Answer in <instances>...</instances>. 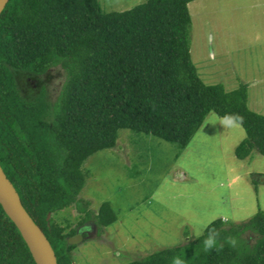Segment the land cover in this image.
Masks as SVG:
<instances>
[{"label": "trees", "instance_id": "trees-1", "mask_svg": "<svg viewBox=\"0 0 264 264\" xmlns=\"http://www.w3.org/2000/svg\"><path fill=\"white\" fill-rule=\"evenodd\" d=\"M193 1L102 12L98 0H9L0 13V166L58 264H73L80 226L101 234L118 220L109 203L93 212L79 195L85 161L114 148L119 130L185 148L214 113L243 128L237 159L264 157V115L249 109L248 85L205 84L191 60ZM55 69L64 81L53 99L43 78ZM72 206L83 214L76 227L54 220ZM0 264H35L1 206ZM125 264H264V212L216 219L197 238Z\"/></svg>", "mask_w": 264, "mask_h": 264}, {"label": "rangeland", "instance_id": "rangeland-1", "mask_svg": "<svg viewBox=\"0 0 264 264\" xmlns=\"http://www.w3.org/2000/svg\"><path fill=\"white\" fill-rule=\"evenodd\" d=\"M146 0H98L102 12H123ZM191 60L205 84L233 90L248 85V107L264 115V0H195L188 4ZM51 98L64 81L52 70L44 78ZM243 128L209 113L185 148L152 135L118 131L116 146L90 156L82 169L80 205L96 212L107 202L115 224L78 234L73 264H125L201 236L221 218L241 223L264 212V157L234 155ZM75 206L54 216L76 227ZM90 223V222H89ZM91 232L90 229L85 228ZM249 242L252 235L245 234Z\"/></svg>", "mask_w": 264, "mask_h": 264}, {"label": "water", "instance_id": "water-1", "mask_svg": "<svg viewBox=\"0 0 264 264\" xmlns=\"http://www.w3.org/2000/svg\"><path fill=\"white\" fill-rule=\"evenodd\" d=\"M9 0H0V13ZM0 206L22 236L35 264H58L47 237L24 209L20 197L0 166Z\"/></svg>", "mask_w": 264, "mask_h": 264}, {"label": "flooded vegetation", "instance_id": "flooded-vegetation-1", "mask_svg": "<svg viewBox=\"0 0 264 264\" xmlns=\"http://www.w3.org/2000/svg\"><path fill=\"white\" fill-rule=\"evenodd\" d=\"M87 227H88V229H90L91 232L86 231L85 228H87ZM93 229H95V226L93 225V223H91V222H90V223H89V222H86L85 224H83L82 226H80V227L78 228V234H79V233H80V234L85 233V234H87V235L84 236V237H87L88 235H90V234L92 233ZM78 234H77V236H78Z\"/></svg>", "mask_w": 264, "mask_h": 264}, {"label": "clouds", "instance_id": "clouds-1", "mask_svg": "<svg viewBox=\"0 0 264 264\" xmlns=\"http://www.w3.org/2000/svg\"><path fill=\"white\" fill-rule=\"evenodd\" d=\"M209 243H211V242L209 241Z\"/></svg>", "mask_w": 264, "mask_h": 264}]
</instances>
